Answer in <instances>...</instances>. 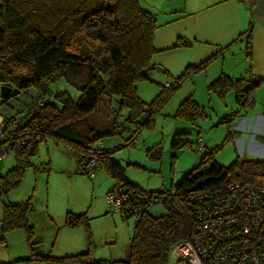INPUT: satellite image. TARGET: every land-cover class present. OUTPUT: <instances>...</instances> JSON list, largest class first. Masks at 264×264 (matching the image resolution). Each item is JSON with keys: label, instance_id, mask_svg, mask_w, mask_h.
I'll return each instance as SVG.
<instances>
[{"label": "trees", "instance_id": "trees-1", "mask_svg": "<svg viewBox=\"0 0 264 264\" xmlns=\"http://www.w3.org/2000/svg\"><path fill=\"white\" fill-rule=\"evenodd\" d=\"M154 29V18L136 0H0V86L10 88L0 97L16 98L29 89L34 91L18 118L10 116L2 120L4 132L14 125L13 137L5 141L13 152L14 163L0 176L3 193L18 183L29 165V157L36 152L37 143L45 138L63 143L79 166L82 157L94 151L104 135L82 119L104 94L117 97L118 112L124 110L125 120L134 123L136 130L149 125L155 108L177 85L176 78L150 101L146 110L135 93V83L153 68L150 58L156 52L152 45ZM245 38L249 46L248 34ZM189 45V41L177 38L172 47ZM204 64L188 65L180 76ZM57 79L76 89L78 96L59 90ZM260 81L252 75L244 83L220 73L209 89L219 94L233 89L236 100L245 102ZM37 100L41 101L40 105L33 108ZM197 112V105L187 97L179 104L176 115L193 121ZM229 115L220 122L230 120ZM112 126L113 132L118 131L117 124ZM19 138H23L21 144L17 143ZM188 143L184 133L176 132L170 145L182 147ZM219 146L207 151L199 164L169 189L146 191L125 179L123 169L101 143L99 151L95 150L98 169L105 171L113 184L146 198L132 226L127 257L95 260L88 247L61 257L36 249L32 226L26 220V213L31 210L26 201L2 204L0 242L6 230L22 228L28 255L0 264H169L170 249L192 233L195 203H190V195L231 181L264 188V159L236 156L228 166H222L212 159V152ZM128 199L133 202L131 195ZM151 203H160L163 213L149 214L147 207ZM85 221L83 214H65L67 226Z\"/></svg>", "mask_w": 264, "mask_h": 264}, {"label": "rangeland", "instance_id": "rangeland-1", "mask_svg": "<svg viewBox=\"0 0 264 264\" xmlns=\"http://www.w3.org/2000/svg\"><path fill=\"white\" fill-rule=\"evenodd\" d=\"M136 1L152 15L155 23L152 45L156 52L150 58L153 68L135 83V93L143 101V109H148L150 101L163 92L166 84H173L177 78V85L155 108L149 125L134 132L136 140L132 146L126 144V139L135 125L125 120L124 110L118 112L116 96L102 95L82 117L88 125L104 133L100 139L102 147L121 166L125 179L146 191L169 189L196 167L207 151L218 145L212 159L222 166H228L236 156L264 159V47L252 44L253 35L248 36L250 45L247 46L248 18L243 22V31L227 43H221L223 38L219 43L213 31L206 36L203 29L198 30L204 11L187 14L183 10L185 0ZM231 8L237 7L231 5ZM178 34L185 35L190 45L173 48L171 42L177 40ZM203 62L200 69L180 76L188 65ZM220 73L244 83L252 75L261 81L242 102L236 100L233 89L221 94L209 89L211 81ZM56 87L75 97L79 94L61 79H57ZM187 97L197 105L193 121L176 115L179 104ZM27 100L24 94L11 97L3 110L18 118ZM228 114L230 120L220 122ZM113 124H117L118 131L113 132ZM176 132L184 133L189 142L186 146L171 147V138ZM197 138H200L199 145L195 143ZM13 163V152L9 151L0 160V176ZM112 185L113 180L103 170H96L92 178L87 177L63 143L45 138L37 143L36 152L29 157V165L18 183L5 193L0 190V217L2 204L28 201L31 210L26 213V220L32 226L36 249L61 257L88 247L91 257L123 259L127 257L133 218L124 219L117 213L107 212L104 197ZM67 212L83 214L85 223L65 225ZM147 212L159 215L163 207L160 203H151ZM27 255L24 230H6L0 242V263ZM174 255L175 251L170 250L169 264L173 263Z\"/></svg>", "mask_w": 264, "mask_h": 264}, {"label": "built area", "instance_id": "built-area-1", "mask_svg": "<svg viewBox=\"0 0 264 264\" xmlns=\"http://www.w3.org/2000/svg\"><path fill=\"white\" fill-rule=\"evenodd\" d=\"M40 102L37 100L33 108ZM3 124L0 126V160L9 152L5 141L13 137L14 128L10 125L4 132ZM136 129L135 125L128 145L134 144ZM22 140L19 138L17 143L21 144ZM199 143L200 138H197L196 144ZM100 147L101 143L97 142L94 151L86 153L79 163L80 170L89 178L98 169L96 151ZM200 149L198 146L199 152ZM129 195L133 202H129ZM143 199L146 198L130 194L117 184H113L104 197L111 212L124 219L132 217L133 225L141 214ZM188 199L191 204L195 203L192 233L170 249L175 251L172 264H264V188L231 181L199 191Z\"/></svg>", "mask_w": 264, "mask_h": 264}, {"label": "crops", "instance_id": "crops-1", "mask_svg": "<svg viewBox=\"0 0 264 264\" xmlns=\"http://www.w3.org/2000/svg\"><path fill=\"white\" fill-rule=\"evenodd\" d=\"M183 5H184L183 10H185L189 15H194L204 11L203 14L205 15L201 19V27L198 30L202 31L203 29L205 35L206 33L210 34L213 31L212 35L216 36L215 40L218 41L219 43L222 40V38L224 40L221 43H227L228 41L233 39V37H235L237 33L243 31L244 29L243 22L248 18L247 34L248 36L253 35L254 38L251 37L252 44L258 47H264V0H241V1L185 0ZM231 5H235L237 8H233L234 10L233 11ZM210 8L212 9L210 10ZM198 26L199 25L197 24V27ZM177 38L185 39L186 37L185 35L178 34ZM173 44L174 42H171V45ZM154 48L156 49V47ZM22 94L26 95V97L28 98L27 103H29L32 95L34 94V91L32 89L31 90L29 89ZM22 94H20L19 96H21ZM9 99H3L0 97V126L2 124V120L12 116L7 114V112L3 110L4 105L8 103ZM26 105L23 109L26 108ZM243 120H241L242 124H243ZM242 128L243 125H241V129ZM232 132L234 131L232 130ZM98 170H102V169H98ZM107 212L113 213L109 209H107ZM128 248H129V244H128ZM128 248L126 250L127 254H128ZM92 258L95 260H106L99 257L98 258L92 257ZM120 259H113V260H120Z\"/></svg>", "mask_w": 264, "mask_h": 264}, {"label": "water", "instance_id": "water-1", "mask_svg": "<svg viewBox=\"0 0 264 264\" xmlns=\"http://www.w3.org/2000/svg\"><path fill=\"white\" fill-rule=\"evenodd\" d=\"M10 91V88L7 86H0V96L6 95Z\"/></svg>", "mask_w": 264, "mask_h": 264}]
</instances>
